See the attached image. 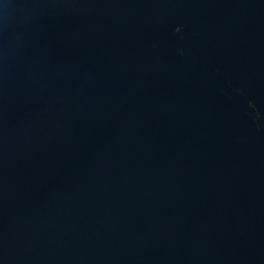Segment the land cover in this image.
Returning <instances> with one entry per match:
<instances>
[{
	"label": "water",
	"instance_id": "1",
	"mask_svg": "<svg viewBox=\"0 0 264 264\" xmlns=\"http://www.w3.org/2000/svg\"><path fill=\"white\" fill-rule=\"evenodd\" d=\"M0 264H264V0H0Z\"/></svg>",
	"mask_w": 264,
	"mask_h": 264
}]
</instances>
